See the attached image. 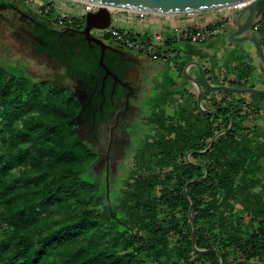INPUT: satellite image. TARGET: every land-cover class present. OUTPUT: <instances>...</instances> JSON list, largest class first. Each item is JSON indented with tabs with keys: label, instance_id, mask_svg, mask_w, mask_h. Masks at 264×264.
<instances>
[{
	"label": "trees",
	"instance_id": "trees-1",
	"mask_svg": "<svg viewBox=\"0 0 264 264\" xmlns=\"http://www.w3.org/2000/svg\"><path fill=\"white\" fill-rule=\"evenodd\" d=\"M258 15L262 21L264 0ZM36 16L38 54L55 60L88 94L99 92V47L80 31L55 30L50 16ZM109 56H119L104 54L115 72ZM220 94L221 101L203 106L219 109L196 108L194 116H177L174 127L155 129L162 132L148 164L134 163L126 190L115 191L110 176L107 199L104 177L98 184L93 173L98 154L76 133L85 102L68 87L31 81L0 65V264H220V257L222 264H264V199L252 207L249 194L241 210L226 211L243 185H264V146L249 140L247 128L264 95L225 103L234 94ZM231 113L232 127L202 153L228 128ZM190 201L194 246L205 252L192 246ZM131 224L144 226L137 232Z\"/></svg>",
	"mask_w": 264,
	"mask_h": 264
},
{
	"label": "crops",
	"instance_id": "crops-1",
	"mask_svg": "<svg viewBox=\"0 0 264 264\" xmlns=\"http://www.w3.org/2000/svg\"><path fill=\"white\" fill-rule=\"evenodd\" d=\"M225 14L210 11L183 15H155L117 11L111 14V27L121 33L147 38L160 35L164 44L157 60L149 56L120 48L129 59L128 70H136L137 129L162 130L174 127L177 116L196 114L198 88H201V107L209 106L212 100H219V90L207 88L201 81L198 67L207 82L214 86L249 87L264 89V69L253 46L248 42L234 43L227 39L231 31L226 29L203 44H192L184 35L201 28L217 25ZM256 16V18H258ZM236 18V17H235ZM264 21V20H263ZM264 24V23H263ZM261 32H254L264 51V25ZM254 31V30H253ZM114 47L116 45L110 44ZM115 70V68H113ZM185 70V74L183 71ZM191 79H189V78ZM227 99L248 101V93H231ZM200 110V109H199ZM250 110V109H249ZM257 120L248 128L249 140L255 138L264 146V105L256 115ZM181 125L185 124L182 120ZM205 125L195 123L194 127ZM143 142L139 140V145Z\"/></svg>",
	"mask_w": 264,
	"mask_h": 264
},
{
	"label": "rangeland",
	"instance_id": "rangeland-1",
	"mask_svg": "<svg viewBox=\"0 0 264 264\" xmlns=\"http://www.w3.org/2000/svg\"><path fill=\"white\" fill-rule=\"evenodd\" d=\"M40 1L49 3L53 6L54 13L51 15L52 20L58 12L66 13L75 19H79L84 8L82 4L76 2L74 3L69 0H37L36 2L29 0H0V65L20 72L31 81H47L56 86L68 87L74 95L84 102L87 99L88 91L85 90L82 82L67 76L63 67H61L55 60L46 55H39L37 52L35 47L37 39L33 35V22L34 19L37 18L36 11L38 9V2ZM218 11H220L221 14H225V16H223L221 21L214 26L220 28L221 31L225 29L227 31H231V28L235 27V17L237 16L239 10L237 8H229ZM114 12L117 11H113L112 13ZM263 20L261 21V16L255 18L253 26L256 27V30H254V32H261L263 30ZM53 27L55 30L60 31L54 25ZM252 28L253 27H251V30H253ZM98 35L101 37L100 34ZM122 75L124 77L128 76V78L133 82L137 77L136 70L133 68L131 71L127 70L126 73L124 72ZM218 101H221V97ZM132 102L134 107L137 108L138 106L136 105V102ZM232 102V99H227L225 101V103ZM122 104L123 101L118 99L114 110L108 116L109 124L102 130L101 138L95 145L89 138L82 136L85 131V127L90 123L89 118L79 117L78 127L76 129L78 139L86 143L92 151L100 155L103 154L108 140V127L111 124L110 122L113 120L114 113L121 109ZM137 112V109H134V112L129 118L123 117L121 120L123 122L125 121L126 124L127 122H132L134 117L137 118ZM198 128L201 129V125ZM135 131L139 140H141L143 144L139 145V148L128 156L123 153L122 149L114 154V159L110 166V175L114 180L115 191L120 189L126 190L129 188L128 185L131 184L133 180L126 178L128 173L134 168V163L136 161L141 163L142 159H144V163L146 165L148 164L149 160L146 157H150L153 154L152 146L158 136L156 132H162L154 129L145 130V133H143V130L139 129H136ZM173 137L174 134H170L168 136V138ZM102 163L103 159L102 157H99L93 166V173L97 175L96 182L98 184L103 182L102 180L104 177V169L101 168ZM161 168L162 170H165V167ZM119 180H122L121 184ZM243 187L244 193L237 194L235 198L230 200L226 207V211H232L234 213L241 210L242 206L245 204V199L249 194H251L249 204L252 205V207L254 201L264 199V185L262 183H258L252 188L249 187V185H243ZM248 190H251V192L248 193ZM109 194H111V192ZM116 197L117 195L114 196V199H112L114 202L112 203L113 206L117 202ZM143 226L144 225L142 224L138 228L135 226H133V228L137 232H141ZM174 238L175 237L172 234L169 235L170 240L173 241ZM198 264H201V262Z\"/></svg>",
	"mask_w": 264,
	"mask_h": 264
},
{
	"label": "water",
	"instance_id": "water-1",
	"mask_svg": "<svg viewBox=\"0 0 264 264\" xmlns=\"http://www.w3.org/2000/svg\"><path fill=\"white\" fill-rule=\"evenodd\" d=\"M77 1L89 2L99 5L96 12L88 13L85 16L84 19L85 26L83 31H81V34L83 35L84 41L86 43H88L89 45L94 44L98 46L100 49L98 65L104 71L102 84L100 88L101 92L103 90L105 80L107 79V77H111L113 80V86L119 84L120 86L127 89L129 94L132 93V88L129 85V83L121 81L118 78V76L113 74L111 70L103 62L104 54L105 51L107 50L119 54L122 57H126V54L120 48L111 46L105 43L103 40L90 35V30L92 29L104 30L111 26V21H112L111 14L113 11H125V12L139 13V14H155V15H183V14L204 13V12L217 11V10H223L229 8H239L238 14L235 18V28L232 32L228 34L227 39L230 42H234V43H241V42L250 43L253 46L256 56L264 69V51L259 39L254 35V31L251 30L253 22L257 16L258 5L263 0H77ZM106 7L112 9L109 10ZM197 67L199 70L201 81L207 88H210L212 90L226 91V92L238 93V94L248 93V94L264 95V89L258 90L249 87H228V86L211 85L205 79V76L202 70L199 68V66ZM183 73L185 74V70L183 71ZM192 81H194V83L197 85L198 88V94L196 99L198 108L205 113L219 109V108L203 109L201 107L200 85L197 81L195 80ZM233 120H234V115L233 113H231V118L228 128L225 131H221L215 134V136L211 139L208 147L204 151H202V153L211 148L217 136L225 133L232 127ZM111 140H112V133H111ZM110 143H109V148L111 147ZM105 158L106 160L108 159V154L105 156ZM104 180H105V196L108 199L109 180H108L107 171ZM192 181H189L187 184H189ZM191 213H192V203L190 201L189 220L192 228V233H191L192 246L198 252H205L204 250L196 249V247L194 246V225H193ZM238 263L249 264V262H245V261H239L235 264ZM220 264H222L221 257H220Z\"/></svg>",
	"mask_w": 264,
	"mask_h": 264
},
{
	"label": "flooded vegetation",
	"instance_id": "flooded-vegetation-1",
	"mask_svg": "<svg viewBox=\"0 0 264 264\" xmlns=\"http://www.w3.org/2000/svg\"><path fill=\"white\" fill-rule=\"evenodd\" d=\"M117 48H122V47L117 46ZM117 55L119 56V60L118 59L116 60L113 57L111 58L110 56L108 57V60L110 61V65L112 66L114 65L115 68V72L113 71L111 72L117 75L121 81L128 82L132 88V93L129 94L128 90L120 86L119 84L113 86L112 78L107 77V79H110L109 87L105 88V84H104L102 92L100 90L99 92L96 91L90 92L87 96V99L84 101L85 104L82 106L83 112L80 115V118L88 117L90 120V123L88 124V126L85 127V131L82 134V136L89 138L91 142L94 143L95 145L98 142V140H100L101 138L102 130L109 124L108 116L114 110L117 104V100L121 99L123 101L121 109L114 113L113 120L110 122L111 124L108 127V140L106 143V149L104 153L101 155L97 153L98 159L99 157H102L103 159L101 168L104 169V179H105L106 171L108 172V179L111 176L110 166L114 159V154L116 152H119V150L122 149L123 153L126 154V156H128L129 154L134 153L135 150L139 148V138L135 131L137 129L136 117H134L132 122L129 123L127 122V124L125 121L123 122L121 120V118L123 117L129 118L135 109L132 101L136 100V90L134 89L132 84L127 80V76L124 77L122 75L124 72L126 73V71L128 70L130 61L129 59H127V57H122L119 54ZM98 96H100L99 101H97ZM92 102H96V107L92 108L91 106ZM111 133H112V140H111ZM109 143L111 146L110 148H109ZM107 154H108V159L106 160L105 156Z\"/></svg>",
	"mask_w": 264,
	"mask_h": 264
},
{
	"label": "built area",
	"instance_id": "built-area-1",
	"mask_svg": "<svg viewBox=\"0 0 264 264\" xmlns=\"http://www.w3.org/2000/svg\"><path fill=\"white\" fill-rule=\"evenodd\" d=\"M29 1H37V0H29ZM72 2L80 3L83 5L82 14L80 15L79 19H75L72 16L67 15L66 13L58 12L55 16L54 26L59 30L64 28L66 29H74L76 31H83L85 26V16L88 13H94L97 11L98 6L89 5L87 2H81L77 0H69ZM36 13L41 16H50L53 15V6L49 3L45 2H38ZM239 10V8H237ZM255 24V23H254ZM252 29L256 30V27L252 25ZM221 29L212 26L210 28H201L194 32L188 33L184 35V39H187L192 44H203L207 40L212 37L217 36L220 33ZM101 37H99V35ZM90 35L97 37L101 40L106 38L107 40L104 41L105 43H110L116 46H120L128 51H133L139 54H144L149 56L153 60H157L162 53L161 46L164 44L163 38L160 35H154L147 38L131 36L126 33H121L118 30L112 28L111 26L104 29H92L90 30Z\"/></svg>",
	"mask_w": 264,
	"mask_h": 264
},
{
	"label": "bare ground",
	"instance_id": "bare-ground-1",
	"mask_svg": "<svg viewBox=\"0 0 264 264\" xmlns=\"http://www.w3.org/2000/svg\"><path fill=\"white\" fill-rule=\"evenodd\" d=\"M87 3H89V2H87ZM89 5H95V6H99V5H96V4H93V3H89ZM107 9H109V10H111L112 8H108V7H106Z\"/></svg>",
	"mask_w": 264,
	"mask_h": 264
}]
</instances>
